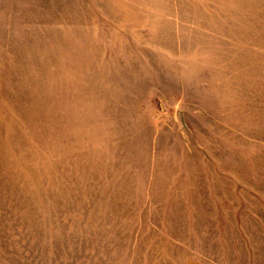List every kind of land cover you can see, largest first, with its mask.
<instances>
[{"label": "rangeland", "instance_id": "rangeland-1", "mask_svg": "<svg viewBox=\"0 0 264 264\" xmlns=\"http://www.w3.org/2000/svg\"><path fill=\"white\" fill-rule=\"evenodd\" d=\"M264 264V0H0V264Z\"/></svg>", "mask_w": 264, "mask_h": 264}, {"label": "crops", "instance_id": "crops-1", "mask_svg": "<svg viewBox=\"0 0 264 264\" xmlns=\"http://www.w3.org/2000/svg\"><path fill=\"white\" fill-rule=\"evenodd\" d=\"M188 264H207V263H196V262H191V263H188Z\"/></svg>", "mask_w": 264, "mask_h": 264}]
</instances>
